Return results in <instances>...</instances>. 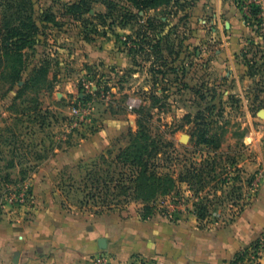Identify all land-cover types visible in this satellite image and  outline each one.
Listing matches in <instances>:
<instances>
[{
	"label": "rangeland",
	"instance_id": "374dc122",
	"mask_svg": "<svg viewBox=\"0 0 264 264\" xmlns=\"http://www.w3.org/2000/svg\"><path fill=\"white\" fill-rule=\"evenodd\" d=\"M7 1L17 2L0 0V23L11 13ZM28 1L39 31L20 66L7 59L0 67V220L29 213L36 180L65 212L147 221L139 200L102 207L85 179L96 164L102 176L115 170L112 160L139 119L148 137L175 143L158 154L172 159L160 175L176 179L183 164L209 160L224 180L210 190L204 219L192 206L200 198L184 184L156 195L151 218H193L210 229L249 203L264 179L260 0H158L145 9L129 0ZM202 136L219 148L192 149L191 138Z\"/></svg>",
	"mask_w": 264,
	"mask_h": 264
},
{
	"label": "crops",
	"instance_id": "0c3cea01",
	"mask_svg": "<svg viewBox=\"0 0 264 264\" xmlns=\"http://www.w3.org/2000/svg\"><path fill=\"white\" fill-rule=\"evenodd\" d=\"M230 24L237 26L238 17ZM32 186L35 205L29 213L12 223L0 220V264H94L99 254L120 261L139 255L158 264H232L264 240V179L232 220L210 229L199 228L193 218L171 223L110 213L90 219L63 211L53 197L42 195L36 180ZM50 187L44 182L43 189Z\"/></svg>",
	"mask_w": 264,
	"mask_h": 264
},
{
	"label": "trees",
	"instance_id": "16d2710c",
	"mask_svg": "<svg viewBox=\"0 0 264 264\" xmlns=\"http://www.w3.org/2000/svg\"><path fill=\"white\" fill-rule=\"evenodd\" d=\"M129 1L138 9L154 6L158 2V0ZM30 5L31 3L28 0L7 1L5 3L6 9L10 10L11 13L10 16H4L0 23V67L3 61L7 59H13L20 66L22 52L30 48L32 38L39 31L31 15L28 14L27 10ZM79 7V4L73 6L74 9H80ZM105 7L109 10L111 3H107ZM10 17H12V20ZM20 74V71H16L12 78L14 84L21 80ZM142 123L143 119H139L138 127L140 130L136 133L129 131L127 146L119 149L114 156L112 160V164L115 165L114 171H107V174L102 176L96 164L94 170L86 173L85 179L89 182L87 195L93 200L95 198L100 199L104 204L102 207H110L109 202H119L116 201L119 198H123L120 203L139 200L145 205V220H149L152 217V208L148 204L155 201L156 195L160 193L167 195L175 187L177 190L184 184L197 199L200 198L192 206L198 220L204 219L213 206L207 199L210 190H215L218 185L224 183V180L217 179V175L214 174L216 171L215 162L204 160L199 164V167H196L194 163L183 164L182 171L178 172L176 179H173L170 175H160L159 168L172 159H160L161 157L159 158L158 154L163 149H174L175 143L148 137L144 133L146 126ZM189 145L194 150L201 146L208 150L219 148L215 139L205 136L195 140L192 137ZM182 148L188 150L189 146ZM162 156L164 155L162 154ZM103 157L101 156V159ZM162 161L164 162L161 163ZM211 182H214L212 187H210ZM85 187L88 188L87 185ZM242 252L236 256L232 264L241 258Z\"/></svg>",
	"mask_w": 264,
	"mask_h": 264
},
{
	"label": "built area",
	"instance_id": "2783aa9c",
	"mask_svg": "<svg viewBox=\"0 0 264 264\" xmlns=\"http://www.w3.org/2000/svg\"><path fill=\"white\" fill-rule=\"evenodd\" d=\"M264 5V0H260ZM258 8V7H256ZM261 8V7H260ZM261 15L264 16L263 8L260 9ZM134 104L131 106V108ZM75 112V111H74ZM241 258L238 259L234 264H264V240L254 245L252 248L242 252ZM94 264H158L155 261L148 260L142 256L134 255L128 261H120L107 254H99L94 261Z\"/></svg>",
	"mask_w": 264,
	"mask_h": 264
},
{
	"label": "water",
	"instance_id": "95a60500",
	"mask_svg": "<svg viewBox=\"0 0 264 264\" xmlns=\"http://www.w3.org/2000/svg\"><path fill=\"white\" fill-rule=\"evenodd\" d=\"M100 249L104 250L106 248V243L104 239L98 241Z\"/></svg>",
	"mask_w": 264,
	"mask_h": 264
}]
</instances>
